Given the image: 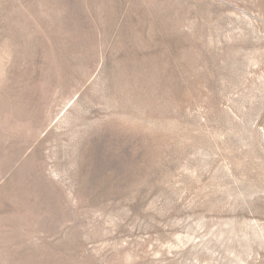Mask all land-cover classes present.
Segmentation results:
<instances>
[{"label":"rangeland","instance_id":"374dc122","mask_svg":"<svg viewBox=\"0 0 264 264\" xmlns=\"http://www.w3.org/2000/svg\"><path fill=\"white\" fill-rule=\"evenodd\" d=\"M0 264H264V0H0Z\"/></svg>","mask_w":264,"mask_h":264}]
</instances>
